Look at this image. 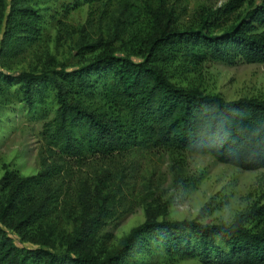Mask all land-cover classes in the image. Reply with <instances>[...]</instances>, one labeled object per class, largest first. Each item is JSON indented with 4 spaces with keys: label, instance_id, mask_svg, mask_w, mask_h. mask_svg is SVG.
<instances>
[{
    "label": "trees",
    "instance_id": "obj_1",
    "mask_svg": "<svg viewBox=\"0 0 264 264\" xmlns=\"http://www.w3.org/2000/svg\"><path fill=\"white\" fill-rule=\"evenodd\" d=\"M32 2L0 0L1 56L14 43L39 39L41 19ZM101 2L75 0L74 6ZM235 2L187 29L176 27L171 14L164 21L153 11L151 30L139 41L141 61L106 50L73 69L0 68V111L17 95L27 116L42 123L49 148L69 160L166 147L263 170L264 100L227 101L180 86L170 75L211 63L264 65V1L233 18L240 7ZM55 174L50 165L36 176L7 173L0 180V264H264V206L230 224L150 219L111 252L99 244L107 224L103 209L68 234L59 251V235L43 225L45 192Z\"/></svg>",
    "mask_w": 264,
    "mask_h": 264
},
{
    "label": "rangeland",
    "instance_id": "obj_2",
    "mask_svg": "<svg viewBox=\"0 0 264 264\" xmlns=\"http://www.w3.org/2000/svg\"><path fill=\"white\" fill-rule=\"evenodd\" d=\"M232 1L104 0L77 9L75 0H33L41 35L32 43H14L0 53V68L12 73L62 66L73 69L106 50L141 61L139 41L151 30L153 11L164 21L171 14L176 27L187 29ZM263 1L238 0L234 5L240 7L233 18L252 3L258 6ZM184 72L170 74L172 81L219 94L227 101L264 100V65L211 63ZM7 106L0 111V180L7 173L27 178L50 165L56 168L45 192L49 211L43 225L50 234L60 236L54 243L59 251L66 249L68 234L103 209L107 224L98 234L99 239L104 236L99 244L111 252L150 219L230 224L239 214L264 206V169L244 171L209 155L166 147L69 160L49 148L42 137V123L27 116L17 95Z\"/></svg>",
    "mask_w": 264,
    "mask_h": 264
}]
</instances>
